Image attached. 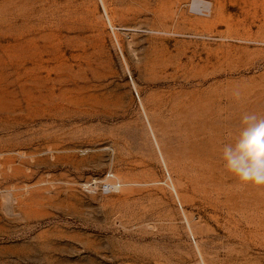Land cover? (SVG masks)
Returning <instances> with one entry per match:
<instances>
[{
    "label": "rangeland",
    "instance_id": "obj_1",
    "mask_svg": "<svg viewBox=\"0 0 264 264\" xmlns=\"http://www.w3.org/2000/svg\"><path fill=\"white\" fill-rule=\"evenodd\" d=\"M201 1L0 0V264H264L222 159L264 117V0Z\"/></svg>",
    "mask_w": 264,
    "mask_h": 264
},
{
    "label": "clouds",
    "instance_id": "obj_2",
    "mask_svg": "<svg viewBox=\"0 0 264 264\" xmlns=\"http://www.w3.org/2000/svg\"><path fill=\"white\" fill-rule=\"evenodd\" d=\"M240 125L235 141L223 147L224 167L244 184L264 186V117L246 113Z\"/></svg>",
    "mask_w": 264,
    "mask_h": 264
},
{
    "label": "bare ground",
    "instance_id": "obj_3",
    "mask_svg": "<svg viewBox=\"0 0 264 264\" xmlns=\"http://www.w3.org/2000/svg\"><path fill=\"white\" fill-rule=\"evenodd\" d=\"M193 5H194V8L197 10L205 11V12L209 10L211 12V8H209V6L204 4V2L201 0H197V2H195V4Z\"/></svg>",
    "mask_w": 264,
    "mask_h": 264
},
{
    "label": "built area",
    "instance_id": "obj_4",
    "mask_svg": "<svg viewBox=\"0 0 264 264\" xmlns=\"http://www.w3.org/2000/svg\"><path fill=\"white\" fill-rule=\"evenodd\" d=\"M91 187H93V185H88V188H91ZM98 188L104 194L109 193L110 192V189H111L110 188V185L108 183H106V182H102V183L98 184Z\"/></svg>",
    "mask_w": 264,
    "mask_h": 264
}]
</instances>
